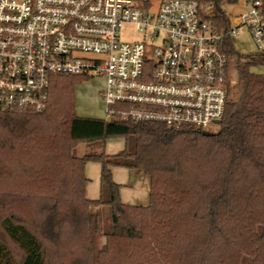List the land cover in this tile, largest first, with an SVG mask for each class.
Here are the masks:
<instances>
[{
  "label": "trees",
  "instance_id": "obj_1",
  "mask_svg": "<svg viewBox=\"0 0 264 264\" xmlns=\"http://www.w3.org/2000/svg\"><path fill=\"white\" fill-rule=\"evenodd\" d=\"M193 1L224 34L221 0ZM221 49L236 58L240 96L210 130L80 118L78 76H54L42 112H0V264L62 251L57 264H264V55L240 56L227 36ZM114 138L123 150L106 155ZM89 162L97 200L85 194ZM113 168L148 178L146 206L121 201Z\"/></svg>",
  "mask_w": 264,
  "mask_h": 264
},
{
  "label": "built area",
  "instance_id": "obj_2",
  "mask_svg": "<svg viewBox=\"0 0 264 264\" xmlns=\"http://www.w3.org/2000/svg\"><path fill=\"white\" fill-rule=\"evenodd\" d=\"M224 2L223 34L193 0H0V112H42L54 76L97 77L105 121L217 126L228 101L224 36L245 28L264 55V0ZM126 24L143 41H122Z\"/></svg>",
  "mask_w": 264,
  "mask_h": 264
},
{
  "label": "rangeland",
  "instance_id": "obj_3",
  "mask_svg": "<svg viewBox=\"0 0 264 264\" xmlns=\"http://www.w3.org/2000/svg\"><path fill=\"white\" fill-rule=\"evenodd\" d=\"M226 0H221L222 6H225ZM211 11L207 9L206 14H210ZM120 39L126 42H136L143 41V35H141L134 26L123 25L119 32ZM146 44H148V39H145ZM233 46L240 56L255 54L254 46L248 36L247 30L245 28L239 31V36L233 40ZM147 53L150 51L147 49ZM236 58L230 57L227 60V78H228V100L232 102H238L239 100V87L236 72ZM254 72L258 75L264 76V66L254 69ZM104 88V81L102 78H83L79 79L72 85V95H73V106L76 115L84 119H95L105 121V106L102 102L101 91ZM213 129V128H212ZM211 129V130H212ZM210 130V129H209ZM1 135V134H0ZM1 139V136H0ZM124 141L122 138L109 139L105 143L104 152L106 155H115L123 150ZM98 149L94 148L93 151ZM77 151V150H76ZM88 151V150H85ZM82 154V153H81ZM86 172L88 183L86 185L87 192L89 196L88 199L97 200L99 197V173L100 166L97 163H87ZM117 178L119 179V185L124 190V197L126 200L124 203L127 205H139L146 206L148 203V195L145 193V187L135 185L141 179L148 180L147 177L141 172H136L132 170H127L124 168H118ZM136 176L140 177L137 178ZM125 185V186H124ZM138 189L136 193H131L129 190ZM143 194V195H142ZM87 198V197H86ZM19 212L24 216L25 220L31 221L32 211L25 208H20ZM102 240L99 241V246ZM13 252V251H12ZM53 252L51 249L50 252ZM57 252H60L57 249ZM63 252V251H62ZM62 252L59 255L50 256L48 260L50 264H57V262H62L64 258L62 257ZM65 261V260H64Z\"/></svg>",
  "mask_w": 264,
  "mask_h": 264
},
{
  "label": "crops",
  "instance_id": "obj_4",
  "mask_svg": "<svg viewBox=\"0 0 264 264\" xmlns=\"http://www.w3.org/2000/svg\"><path fill=\"white\" fill-rule=\"evenodd\" d=\"M86 166H85V176L87 177V172H86ZM118 168H113L112 169V177H113V180L115 181V183H117V184H119L120 183V181H119V179L117 178V173H118ZM137 178H140V177H138V176H136ZM98 179H99V177H98ZM148 179V178H147ZM137 185L139 186V185H141V186H143V189H144V187H145V193L148 195V191H149V182H148V180L146 181V180H144V179H141L140 181H138V183L135 185V187H137ZM125 186V185H124ZM137 188L136 189H134V190H129V191H131V193H136L137 192ZM120 199H121V201L124 203L126 200L124 199V197L125 196H127V193L125 194V196H124V190H123V188L120 186ZM85 194H86V197L88 198V197H91V198H94L93 197V195L92 196H89L88 195V192H87V187H86V191H85ZM143 195V194H142ZM91 200H93V199H91ZM126 204V203H125Z\"/></svg>",
  "mask_w": 264,
  "mask_h": 264
},
{
  "label": "water",
  "instance_id": "obj_5",
  "mask_svg": "<svg viewBox=\"0 0 264 264\" xmlns=\"http://www.w3.org/2000/svg\"><path fill=\"white\" fill-rule=\"evenodd\" d=\"M215 124H216V125H219V124H220V122H216Z\"/></svg>",
  "mask_w": 264,
  "mask_h": 264
}]
</instances>
